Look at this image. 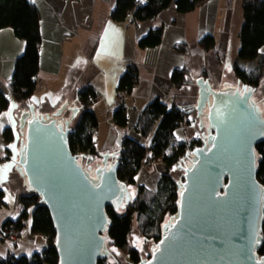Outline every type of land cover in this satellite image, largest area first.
<instances>
[{
	"label": "water",
	"instance_id": "95a60500",
	"mask_svg": "<svg viewBox=\"0 0 264 264\" xmlns=\"http://www.w3.org/2000/svg\"><path fill=\"white\" fill-rule=\"evenodd\" d=\"M192 79L202 131L192 142L202 143L189 145L176 164L183 172L178 212L139 264H264V256L256 255L264 211L256 147L264 141V117L252 103L254 94L264 98V90L240 81L216 89L204 77ZM227 83L235 81L219 87ZM74 102L66 96L50 114L32 103L17 107L16 164L8 177L22 191L35 192L48 210L58 264H98L114 260L106 249V208L124 209L132 195L117 177L119 150L84 157L70 149V127L80 112Z\"/></svg>",
	"mask_w": 264,
	"mask_h": 264
},
{
	"label": "crops",
	"instance_id": "0c3cea01",
	"mask_svg": "<svg viewBox=\"0 0 264 264\" xmlns=\"http://www.w3.org/2000/svg\"><path fill=\"white\" fill-rule=\"evenodd\" d=\"M29 1L40 14L41 41L38 84L28 102H15L9 90L15 61L23 54L25 42L17 38L10 28L0 30V93L10 101L9 108L0 113V189L4 191L0 228L6 220L18 217L15 201L27 193L15 186L14 178L8 177L16 164L15 148L19 134L13 112L17 107L26 110L27 103H32L40 112L50 114L63 98L68 96L70 104L77 97L76 89L90 84L98 97L91 107L98 122L93 133L95 152L120 150L124 137L148 148L153 131L143 136L138 131V125L142 113L151 102L159 99L168 107L195 104L194 82L176 88L171 81L175 70L187 69L191 78L200 77L205 72L210 81L213 72L207 64L210 60L217 66L215 75L219 80L218 87L220 82L228 81L223 76L222 68L228 60L229 17L233 0L231 3L229 0H210L185 14L179 13L175 0H171L169 6L153 21L140 22H134L132 14L123 22H114L111 12L117 0ZM137 1L145 3L147 0ZM155 29L162 31L159 44L141 48L140 41ZM206 36L214 38L216 48L221 50L223 63L218 61L214 51H205L200 46ZM182 46L187 48L186 52L179 50ZM260 54L264 55V47ZM230 68L232 72V66ZM131 72L135 74V84L128 92L119 90L127 85ZM231 79L237 83L234 74ZM119 105L126 108L127 125L124 128L113 121V114ZM19 116L20 112L17 118ZM64 117H69V111L64 113ZM184 121L186 129L181 127ZM184 121L174 131L173 144H185L186 150L189 145H196L192 141L200 137V130L195 112L186 116ZM8 127L15 134L14 142L9 145L3 138V131ZM178 171L181 170L175 165L170 175L176 179ZM165 172L164 164L155 161L147 169L140 168L134 180L139 187L151 189L152 184L158 185ZM30 227L31 223L27 226L24 224L18 240L14 236L4 238L0 232V259L29 257L46 246L47 239L33 234Z\"/></svg>",
	"mask_w": 264,
	"mask_h": 264
},
{
	"label": "trees",
	"instance_id": "16d2710c",
	"mask_svg": "<svg viewBox=\"0 0 264 264\" xmlns=\"http://www.w3.org/2000/svg\"><path fill=\"white\" fill-rule=\"evenodd\" d=\"M210 0H175L176 10L179 13H188ZM171 0H147L140 3L137 0H117L111 12L114 22H123L129 14H132L134 22H140L155 18L161 11L166 9ZM231 3L232 0H229ZM243 22L240 27L238 60H257L250 68H241L238 60L232 65L234 76L243 84L258 87L264 77V55L260 54L264 47V0H241ZM10 28L14 35L25 42L23 54L15 61L14 71L9 84L10 95L15 102H28L33 97L38 80L39 69V45L40 14L36 6L29 0H0V30ZM162 31L155 29L140 41L141 48L157 46L161 40ZM205 51H214L219 62L223 63L221 50L216 48V42L212 36H206L200 42ZM180 51L186 52L182 46ZM206 78L202 72L200 77ZM198 78V77H197ZM191 79V80H190ZM136 77L130 73L127 85L119 90L130 91L135 84ZM171 81L176 88L182 87L189 82L193 83L190 71L187 69L175 70ZM95 88L88 84L77 90L74 104L80 108L76 119L72 122L68 141L73 152L84 157H95L93 133L98 126L95 114L91 107L97 101ZM10 106L9 99L0 93V113ZM194 112V105L175 104L168 107L159 99L151 102L139 121L138 131L147 136L153 131L150 146L143 147L134 140L124 137L119 150V165L117 177L126 183L128 187L135 186L134 177L140 170L147 154L150 161H160L164 164L165 173L161 176L155 192L144 191L137 187V194L124 208L115 210L113 207L106 208L109 225L104 235L108 237L106 249L112 246L125 251L133 264H139L141 258L137 251L129 245V235L133 228V220L136 221L137 230L146 239L159 241L163 235L162 229L167 223H163L166 216H175L178 212L180 191L177 183L170 175L171 169L179 162L186 145H174V131L179 127L185 117ZM113 121L119 127H126V108L119 105L113 114ZM4 141L9 145L15 140L12 128L3 131ZM257 152V179L264 188V141L256 147ZM84 162V161H82ZM182 180V179H181ZM4 191L0 189V206L4 204ZM40 197L33 191L18 197L15 207L19 210L18 217L6 220L0 232L4 238H12L24 227V221L28 218L31 210V227L33 234L42 235L47 239L46 246L32 256L10 257L0 259V264H58V254L54 246L56 233L49 212L43 204L39 203ZM170 218V219H171ZM261 244L256 249L258 257L264 256V211L260 230ZM155 242V243H156ZM109 253V251H108ZM110 257V255L108 256ZM105 260L98 264H105Z\"/></svg>",
	"mask_w": 264,
	"mask_h": 264
},
{
	"label": "rangeland",
	"instance_id": "374dc122",
	"mask_svg": "<svg viewBox=\"0 0 264 264\" xmlns=\"http://www.w3.org/2000/svg\"><path fill=\"white\" fill-rule=\"evenodd\" d=\"M229 21H230V28H229V47H228V60L227 62L224 64L222 71H223V76L230 82V80H232L231 78H233V74L231 72V68L230 66L233 65L234 62H236L238 60L237 58V52L239 49V38H238V33L240 30V27L242 25L243 22V16H242V9H241V0H233V3L231 5V12H230V17H229ZM257 62V60H252V61H247V60H238V65L241 68H250L251 66L255 65ZM208 66H210V68L212 69V75L210 76V84H213V86H216V89H218V83L219 80L217 78V75H215L217 66L212 63L210 60H208ZM227 81V82H228ZM256 88V91L259 89L260 91L264 90V77L261 79L260 85L258 87H254ZM37 95L38 92H37ZM38 97V96H36ZM39 100L41 101V98H39ZM262 101H264V98L262 99ZM184 129H186V122H183V125L181 126ZM186 132V130H185ZM151 164H153L152 161H150V159H144L141 168H149L151 166ZM163 164V163H162ZM173 176H175V174H173ZM176 179L177 181H180L181 179H183V172L182 171H178L176 174ZM136 184V183H135ZM155 184V183H154ZM137 187H139L138 185L135 186H130V192H132V197L134 198L137 194ZM157 188V185L154 186L152 184L151 189H147L145 190L143 188L144 191H151V192H155ZM10 205V204H9ZM12 209V208H11ZM31 210L29 211V215L28 218L24 221L25 226H27V224L31 223ZM171 218V216H166L164 219V222H167L169 219ZM136 221L133 220V228L132 231L129 235V245L131 248L135 249L139 255V257L141 259H146L150 257V247L156 242L154 239H146L144 238L139 231L137 230V226H136ZM108 249H110V253L111 256H113L114 260H109L108 258L105 259V264H133L132 261L129 259V256L127 255V253L125 251H121L119 249H116L112 246H108Z\"/></svg>",
	"mask_w": 264,
	"mask_h": 264
},
{
	"label": "flooded vegetation",
	"instance_id": "af4514ba",
	"mask_svg": "<svg viewBox=\"0 0 264 264\" xmlns=\"http://www.w3.org/2000/svg\"><path fill=\"white\" fill-rule=\"evenodd\" d=\"M238 79H237V83L236 84H230V83H227V84H225L223 87H219V88H221V89H225V88H227L228 86H231V87H235V86H237L238 85ZM239 84H243V83H239ZM255 93H256V91H255ZM262 102V98L261 99H256L255 98V94H254V96H253V98H252V103L253 104H255L257 107H259V109H260V111H261V113H262V116L264 117V103H261ZM65 119V118H64ZM202 131H200V133H201ZM198 139H200V137H198ZM202 142L200 141V140H198V142H197V144L196 145H200ZM152 247V246H151ZM150 247V248H151ZM150 255H151V252H150ZM150 258V257H149ZM149 258H146L145 260H147V259H149Z\"/></svg>",
	"mask_w": 264,
	"mask_h": 264
},
{
	"label": "built area",
	"instance_id": "2783aa9c",
	"mask_svg": "<svg viewBox=\"0 0 264 264\" xmlns=\"http://www.w3.org/2000/svg\"><path fill=\"white\" fill-rule=\"evenodd\" d=\"M153 20H154V18H151V19H150V21H153ZM120 101H121V99H120ZM73 153H74V154H77V155H80V154H78V152H73ZM21 232H22V229L19 230L18 234L14 236V239H15V240H18V239H19Z\"/></svg>",
	"mask_w": 264,
	"mask_h": 264
}]
</instances>
